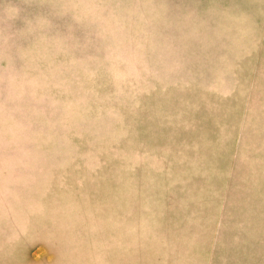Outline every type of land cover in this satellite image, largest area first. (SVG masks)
Segmentation results:
<instances>
[{
	"label": "rangeland",
	"instance_id": "1",
	"mask_svg": "<svg viewBox=\"0 0 264 264\" xmlns=\"http://www.w3.org/2000/svg\"><path fill=\"white\" fill-rule=\"evenodd\" d=\"M0 264H264V0H0Z\"/></svg>",
	"mask_w": 264,
	"mask_h": 264
}]
</instances>
